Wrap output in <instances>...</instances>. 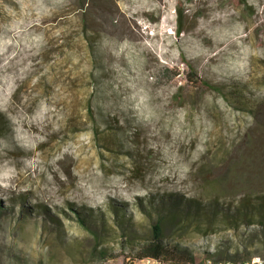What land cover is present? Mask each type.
<instances>
[{
  "label": "rangeland",
  "instance_id": "rangeland-1",
  "mask_svg": "<svg viewBox=\"0 0 264 264\" xmlns=\"http://www.w3.org/2000/svg\"><path fill=\"white\" fill-rule=\"evenodd\" d=\"M247 198L264 0H0V264H125L158 218L166 246L264 256L215 223Z\"/></svg>",
  "mask_w": 264,
  "mask_h": 264
},
{
  "label": "trees",
  "instance_id": "trees-1",
  "mask_svg": "<svg viewBox=\"0 0 264 264\" xmlns=\"http://www.w3.org/2000/svg\"><path fill=\"white\" fill-rule=\"evenodd\" d=\"M78 9L83 10V4L78 7ZM181 20V11L178 10V22L180 24ZM180 26L177 27V33H180ZM259 198H256L258 200ZM250 198L243 200V204H241V208H237V211L241 213L240 217L232 221L228 224L229 217H221L222 213H218L215 211L216 216L215 223L217 226L223 224V222L227 223L226 226L230 229H238V226L244 222L246 226L257 224L260 227L259 234H253L256 239L264 240V201H258L255 203L250 202ZM243 205V207H242ZM191 206V205H189ZM196 208V206H194ZM249 208H252L250 212ZM236 211V212H237ZM257 212V216L256 213ZM220 216V218H219ZM197 217V216H196ZM233 223V224H232ZM78 226L81 230H88L87 225L80 220ZM92 231V230H91ZM162 229H161V219L158 218L156 223L152 227V237L150 242L142 245L140 248L128 250L125 254V260L129 258L131 261L135 259H141L144 257H151L161 261L163 264H197L203 261L205 258H213L214 254H217L218 250H203L199 254H195L187 250L185 247H181L179 244H174L170 246H166L162 240ZM252 230L247 231L248 234H251ZM93 239L97 240V232L92 231ZM252 253L249 252V247L240 243V248H236L234 252L225 253L228 259L234 262L243 261L246 257H249ZM199 256V257H198Z\"/></svg>",
  "mask_w": 264,
  "mask_h": 264
},
{
  "label": "built area",
  "instance_id": "built-area-1",
  "mask_svg": "<svg viewBox=\"0 0 264 264\" xmlns=\"http://www.w3.org/2000/svg\"><path fill=\"white\" fill-rule=\"evenodd\" d=\"M125 264H163V263L151 257H144L132 261L129 258H127L125 260ZM197 264H264V256H252L249 259L239 262H234L225 259L205 258L203 261Z\"/></svg>",
  "mask_w": 264,
  "mask_h": 264
},
{
  "label": "bare ground",
  "instance_id": "bare-ground-1",
  "mask_svg": "<svg viewBox=\"0 0 264 264\" xmlns=\"http://www.w3.org/2000/svg\"><path fill=\"white\" fill-rule=\"evenodd\" d=\"M145 13V12H144ZM223 33V32H222ZM198 36V35H197ZM239 36V35H238ZM221 37V36H220ZM244 45V44H243ZM244 49H245V47H244ZM246 51V50H245ZM254 52V51H253ZM241 56V55H240ZM245 63H246V61H245ZM225 65V64H224ZM246 76H248V75H246Z\"/></svg>",
  "mask_w": 264,
  "mask_h": 264
}]
</instances>
